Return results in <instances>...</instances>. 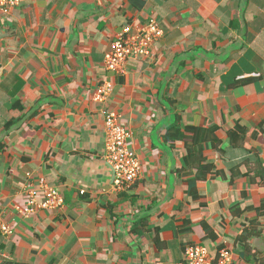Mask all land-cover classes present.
Instances as JSON below:
<instances>
[{"label":"crops","instance_id":"crops-1","mask_svg":"<svg viewBox=\"0 0 264 264\" xmlns=\"http://www.w3.org/2000/svg\"><path fill=\"white\" fill-rule=\"evenodd\" d=\"M152 19L164 33L152 56L108 72L111 44ZM105 83L113 90L96 102ZM106 112L131 133L142 167L123 193ZM263 169L264 0H22L0 10V226L13 229L0 230V264H185L195 245L264 264ZM41 179L65 205L26 218L27 189Z\"/></svg>","mask_w":264,"mask_h":264},{"label":"built area","instance_id":"built-area-1","mask_svg":"<svg viewBox=\"0 0 264 264\" xmlns=\"http://www.w3.org/2000/svg\"><path fill=\"white\" fill-rule=\"evenodd\" d=\"M22 0H0V10L10 14ZM164 33L155 20L130 34L126 28L111 44L109 52L105 55V66L108 72L114 74L124 73L126 63L131 58H149L152 56L154 46L159 42ZM113 90L111 83L100 86L94 100L104 103ZM106 125V155L109 165L114 172V185L118 192L132 189L141 176V163L136 153L128 146L131 133L119 121L114 113L105 114ZM84 192H82L83 194ZM65 205L64 198L57 188L49 186L44 179L39 186L27 189L26 205L20 212L26 217H32L40 211H58ZM1 232L6 236L13 234V229L8 224L0 226ZM185 264H232V252L228 249L220 250L218 256L213 257L207 248L202 246H188L184 254Z\"/></svg>","mask_w":264,"mask_h":264},{"label":"trees","instance_id":"trees-1","mask_svg":"<svg viewBox=\"0 0 264 264\" xmlns=\"http://www.w3.org/2000/svg\"><path fill=\"white\" fill-rule=\"evenodd\" d=\"M193 133H195V134H197L198 133V131L197 130H194L193 131ZM235 133L236 134H240V135H244V136H246L247 135V130L246 129H244V128H242L241 126H238L237 128H236V130H235ZM201 134V133H200ZM201 136V135H200ZM200 136H199V138H198V140H196V142L197 143H200ZM232 139H234V137H232ZM196 155V154H195ZM197 155H199V154H197ZM194 158H196V156L194 157ZM203 170H207V168H202ZM263 172H264V169H263ZM257 175H259L258 174V172H257ZM261 175V174H260ZM261 177V176H260ZM198 178H200L201 179V177H198ZM264 180V178H262V181ZM258 214H259V216L260 217H264V202L262 203V205H261V207L258 209ZM252 227V226H251ZM255 231V229L254 228H252L251 230H244V233L239 237V242H246L247 240H248V238H250V236L251 235H253V232ZM257 232L258 233H260V230H257ZM255 234V233H254Z\"/></svg>","mask_w":264,"mask_h":264}]
</instances>
